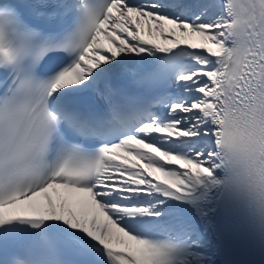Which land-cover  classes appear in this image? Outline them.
I'll list each match as a JSON object with an SVG mask.
<instances>
[{"label":"snow or ice","instance_id":"1","mask_svg":"<svg viewBox=\"0 0 264 264\" xmlns=\"http://www.w3.org/2000/svg\"><path fill=\"white\" fill-rule=\"evenodd\" d=\"M0 264H264V0H0Z\"/></svg>","mask_w":264,"mask_h":264}]
</instances>
